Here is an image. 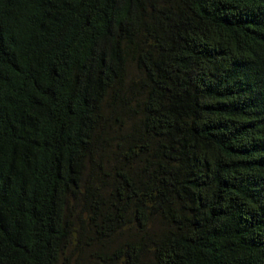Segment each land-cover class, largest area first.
I'll return each mask as SVG.
<instances>
[{
  "label": "trees",
  "instance_id": "1",
  "mask_svg": "<svg viewBox=\"0 0 264 264\" xmlns=\"http://www.w3.org/2000/svg\"><path fill=\"white\" fill-rule=\"evenodd\" d=\"M0 264H264V0H0Z\"/></svg>",
  "mask_w": 264,
  "mask_h": 264
}]
</instances>
